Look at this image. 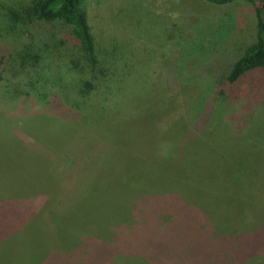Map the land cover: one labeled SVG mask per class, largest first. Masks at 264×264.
<instances>
[{"label":"rangeland","instance_id":"obj_1","mask_svg":"<svg viewBox=\"0 0 264 264\" xmlns=\"http://www.w3.org/2000/svg\"><path fill=\"white\" fill-rule=\"evenodd\" d=\"M40 1L0 0V264H264L258 3L87 0L89 75Z\"/></svg>","mask_w":264,"mask_h":264},{"label":"trees","instance_id":"obj_2","mask_svg":"<svg viewBox=\"0 0 264 264\" xmlns=\"http://www.w3.org/2000/svg\"><path fill=\"white\" fill-rule=\"evenodd\" d=\"M87 0H41L35 7L36 17L42 20L61 19L63 23L71 24L74 27L75 37L81 48V55L84 63L90 68L86 67L83 63L81 73L89 75H98L103 72V68L96 63V45L91 26L88 22L85 2ZM217 4H225L234 0H207ZM257 2V37L256 41L248 45L243 53L234 62L231 69L227 74V81L234 82L240 78L241 75L248 71L260 70L264 72V0H246ZM81 58V57H79ZM71 64H70V63ZM22 63H25L23 60ZM78 61L73 59L68 61L67 64L72 67L78 68ZM32 65L34 63L32 62ZM85 77L82 87H78L79 94H85L91 89V81ZM63 121L64 119L61 118ZM69 127V126H68Z\"/></svg>","mask_w":264,"mask_h":264}]
</instances>
